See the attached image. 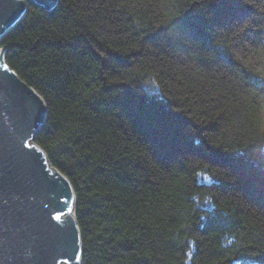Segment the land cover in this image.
<instances>
[{"label":"trees","instance_id":"1","mask_svg":"<svg viewBox=\"0 0 264 264\" xmlns=\"http://www.w3.org/2000/svg\"><path fill=\"white\" fill-rule=\"evenodd\" d=\"M25 2L0 49L82 264H264V0Z\"/></svg>","mask_w":264,"mask_h":264},{"label":"water","instance_id":"2","mask_svg":"<svg viewBox=\"0 0 264 264\" xmlns=\"http://www.w3.org/2000/svg\"><path fill=\"white\" fill-rule=\"evenodd\" d=\"M30 1L47 11L57 6ZM26 13L25 0H0V43ZM5 65L0 49V264H82L72 186L33 142L46 106Z\"/></svg>","mask_w":264,"mask_h":264},{"label":"rangeland","instance_id":"3","mask_svg":"<svg viewBox=\"0 0 264 264\" xmlns=\"http://www.w3.org/2000/svg\"><path fill=\"white\" fill-rule=\"evenodd\" d=\"M242 1H246V0H242ZM237 90V89H236ZM236 90H234V87H233V91H235V93L237 94V95H240L241 93L239 92V91H236ZM230 91V90H229ZM232 91V90H231ZM264 93H262V95H263ZM262 117L264 118V110L262 111ZM216 161H217V159H215ZM217 163L219 164V165H221V166H224L225 164L224 163H220V162H218L217 161ZM234 194V193H233Z\"/></svg>","mask_w":264,"mask_h":264},{"label":"snow or ice","instance_id":"4","mask_svg":"<svg viewBox=\"0 0 264 264\" xmlns=\"http://www.w3.org/2000/svg\"><path fill=\"white\" fill-rule=\"evenodd\" d=\"M7 68V66L5 65V69ZM50 220L52 221L53 219L54 220H56V221H59L60 220V216L59 215H57V216H55V217H52L51 215H50ZM59 226V225H58Z\"/></svg>","mask_w":264,"mask_h":264}]
</instances>
